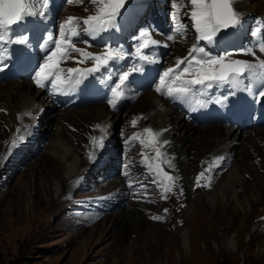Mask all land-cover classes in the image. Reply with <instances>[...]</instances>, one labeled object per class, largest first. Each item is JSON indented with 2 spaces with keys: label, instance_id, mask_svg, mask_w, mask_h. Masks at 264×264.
Returning <instances> with one entry per match:
<instances>
[{
  "label": "rangeland",
  "instance_id": "rangeland-1",
  "mask_svg": "<svg viewBox=\"0 0 264 264\" xmlns=\"http://www.w3.org/2000/svg\"><path fill=\"white\" fill-rule=\"evenodd\" d=\"M129 2L146 8L145 0H126ZM171 3L187 5L188 0H166V9ZM234 6L241 16L264 15V0H236ZM183 8L185 12L190 11L189 7ZM91 14H95V5L90 0H72L56 14V20L62 24L68 16L85 18ZM181 47L179 43L174 44L169 65L173 62L175 50H179L176 57L183 54L185 48ZM71 56L77 58L75 54ZM70 60L74 66L76 63ZM19 82L35 94L34 105L42 108L39 119L33 117V109L18 111L15 101L9 106L1 100L9 86H13L12 93L16 92ZM143 93L119 113H115L119 106L113 111L103 103L61 110L49 106L41 93L25 81L0 82V264H264V126L256 129L257 136L249 129L240 131L242 137L238 134L226 140L229 144L219 147L220 159L219 156L213 159L217 154L209 152L204 139L199 136L201 127H193L179 118L175 122L194 128L190 131L192 135L197 129L199 133L196 135L200 139L189 138L179 143V147L183 144L187 147L188 155L173 153L169 143L163 144L164 140L160 141L155 135L158 132L163 138L161 128L156 131L148 123L154 112L145 110L146 93L152 92ZM158 101L164 105L159 98ZM98 109L109 115L107 124L92 121L93 113ZM69 111L73 113L71 117ZM84 117L88 118L85 120ZM29 123H34L38 137L34 138L35 135L25 129ZM107 125L115 140L113 148H118L116 161L128 157L131 164H124L132 170L120 168L119 176L128 175L125 180L104 183L108 178L101 179L94 167L88 171V162L92 161L88 150L93 154L100 150L97 141L105 136ZM169 127L174 135H179L174 124ZM144 129L151 131L145 132ZM134 131L143 137L140 136L137 142L136 135L132 140L135 144L126 148L123 142ZM77 132L78 136L80 134L78 139L74 136ZM249 136L256 139L243 143L242 139L247 140ZM21 140L25 141L19 145L30 143L33 152L24 153V160L23 152L9 160L13 143ZM57 140L68 145L73 156L81 157V165L74 176L64 183L61 181L64 162L52 160L50 152L53 141ZM230 146L235 152L226 155ZM157 148L162 154L159 157L156 156ZM164 148L170 149L172 155ZM245 151L249 155H243ZM31 154L35 155L27 160ZM106 156L111 158L109 153ZM165 160L171 163H164ZM107 164L108 168L101 173L110 176L115 163L111 159ZM149 164H159L163 172L175 180L169 182L162 175L157 177L155 168L149 171ZM203 164H206L204 171L207 174L197 182ZM209 167L213 168L210 172ZM55 169L57 176L54 175ZM230 170H235L237 180L228 183ZM259 177L261 181L257 180ZM133 182H138V186L123 194L122 202L115 204L105 198L107 207L96 214L90 213V207H95L91 202L96 199L91 198L95 193L91 189L102 187L95 193L97 198L113 189L109 193L117 200L123 185L129 187ZM94 183L99 186H93ZM164 183L170 185L171 191H164ZM85 184H89V188H79ZM225 185L231 188L227 189L228 192ZM218 205L219 209L216 208ZM214 212L218 214L216 218H213ZM154 216L161 219H153ZM183 233L188 235L186 246L181 244ZM227 239L232 245L227 244Z\"/></svg>",
  "mask_w": 264,
  "mask_h": 264
},
{
  "label": "snow or ice",
  "instance_id": "snow-or-ice-1",
  "mask_svg": "<svg viewBox=\"0 0 264 264\" xmlns=\"http://www.w3.org/2000/svg\"><path fill=\"white\" fill-rule=\"evenodd\" d=\"M72 3V0H66ZM82 2V0H81ZM95 5V14L88 15L85 18L68 16L67 19L59 25L58 38L52 33L47 36V43L52 47L45 46L43 62L38 63L33 70L34 75L31 79L35 85L42 89H49L53 94L65 93L74 90L75 87L84 83L89 76H95L101 70L108 72L111 65L121 59L122 49L107 48L103 53L94 54L83 48L76 47V43L81 42L82 36H88L92 39L100 36L102 33L108 32L116 27V19L121 13L126 0H90ZM236 0H188L187 5H172V8L189 7L190 11L185 15L187 21L180 22L178 26L169 29V35L166 39L173 41L175 36L171 33L183 34L190 26L196 36L195 42L188 51V55L182 58H176L175 66L169 67L161 72H157L156 76L159 83L156 84L155 90L166 95L171 99H183L194 92L199 87L201 89H213L214 87L228 85L230 88H237L242 83L243 78L249 74H255L257 69L264 75V60L257 59L256 63L248 60L231 59L232 53L213 55L207 46L217 43L231 29H235L241 25L242 16L234 8ZM48 7V0H0V48L6 43H17L26 45V38L12 40L5 39L6 35L12 30L13 26H17L24 22L27 17H35L44 15L37 11V5ZM87 11V9H85ZM172 19L175 21L176 16ZM260 33H264V27L258 29ZM146 33H142L145 35ZM87 43V41H84ZM150 46L168 47L167 43L161 44L155 39L137 40V59L145 64H159V59H153L143 54V50ZM264 54V34L260 40H256L251 47L241 50V54L256 56L257 49ZM71 53H78L80 58L71 56ZM3 58L0 57V60ZM72 59L77 66L64 68L61 65L67 60ZM87 61L93 62L92 67L81 68L79 65ZM6 66V65H5ZM143 65H134L128 71H123L116 76L119 84L110 88L112 97L107 103L115 107L118 100L122 98V89L127 84L129 76L132 72H143ZM111 75V73H109ZM191 77V78H189ZM115 83V80L112 81ZM246 90L252 92L247 85ZM264 89V84L261 85ZM253 95L264 100V91L256 90ZM201 107L202 101H197ZM135 120L133 121V124ZM97 128L100 126L97 125ZM150 132V129H144ZM159 136V133H155ZM96 141V138H92ZM143 143V141H141ZM164 143H168L164 141ZM100 150L104 147V139L101 137L97 141ZM162 154L159 149L156 150V156ZM97 156L89 155V159L95 160ZM164 163H171L165 160ZM155 168L157 177L161 176L165 181H174L175 177L169 175L160 168L159 164L153 166L148 165L149 171ZM205 173L202 171L197 177V182ZM155 183V179H153ZM133 185H129L132 187ZM147 187V185H143ZM207 186V185H204ZM165 192L171 191L168 183L163 184ZM167 211V210H165ZM153 219H161L154 216Z\"/></svg>",
  "mask_w": 264,
  "mask_h": 264
},
{
  "label": "bare ground",
  "instance_id": "bare-ground-1",
  "mask_svg": "<svg viewBox=\"0 0 264 264\" xmlns=\"http://www.w3.org/2000/svg\"><path fill=\"white\" fill-rule=\"evenodd\" d=\"M182 55V54H181ZM170 59V58H169ZM169 59H167L164 63V67H167V66H171L173 64V62L171 63V65H169ZM18 84V87L16 88V92H13L14 94H17V97L15 96V98L13 97L14 94L12 93V89L13 86H9V88H7V90L5 91L4 93V96H2L1 100H3L5 103H7L9 106H10V103L11 101H15L17 104H16V110L18 111H26L28 112L30 109H33L34 110V116L33 117H38L42 111V108L38 107L37 105H34L36 102H34L35 100V94L31 93L27 86L24 85L23 82H19L17 83ZM5 86V85H4ZM38 90V89H37ZM146 92V91H145ZM28 93V94H27ZM142 94V93H141ZM142 95H145V93H143ZM141 95V97H143ZM147 95V100H146V111L150 110V112H154V115L149 118L150 119V125L151 127H153L156 131H157V128H161V132H162V135H163V138L162 136L159 134V137H160V141L163 139L164 141H167L170 145V149L173 151V153H179V154H185L187 153V155L189 154V152H187V147H183V145L181 147H179V143L181 142H184L185 140H189V138H193V139H200L199 136H201L202 139H204V142L206 143V147H208V151L210 152H213V154H217V155H214L213 159H215L217 156L220 155V152L221 150H219V147L221 146H226L229 144V142H226V140H229L231 139V137H237L238 134L240 137L241 136V132H238L234 129H229V128H226V129H222L221 127L217 126V125H206V126H200V133L201 135L197 136L196 134L199 133V131H196L195 130V134L192 135L190 134V131L194 130V128H191L189 127V125H186V124H182V123H176L175 121L178 120L180 118V115H175V112L173 110H171V108L166 105L164 103V101L162 99L161 102L162 104L164 105H161V103L158 101V96L157 95H154L153 93L150 94V93H146ZM151 95V96H150ZM14 98V99H13ZM136 102V101H135ZM6 104V105H7ZM98 105V104H97ZM168 106V107H167ZM89 107V106H87ZM7 109V108H6ZM15 109V108H14ZM70 112V111H69ZM91 112V111H89ZM145 112V111H144ZM149 113V111H148ZM94 118H93V122L94 120L96 122H101L103 124H107V119L109 118L105 113H104V110H96L94 111ZM44 115V114H42ZM65 115V114H64ZM69 115V114H68ZM73 115V113L70 112V115L69 117H71ZM145 115V114H144ZM147 115V113H146ZM31 116V115H30ZM86 116V115H85ZM93 116V115H92ZM151 116V114H150ZM167 116H169L167 118ZM179 116V117H178ZM42 117V116H41ZM40 117V118H41ZM68 117V118H69ZM91 118V116H89ZM82 118V117H81ZM80 118V119H81ZM86 118L88 117H84V119L86 120ZM182 118V117H181ZM39 119V118H37ZM74 119V118H73ZM183 119V118H182ZM33 120H36V119H33ZM88 120V119H87ZM90 120V119H89ZM81 122V121H80ZM28 122L25 123V125L27 124ZM75 123V122H74ZM86 123V122H85ZM34 123H29V127H32ZM98 124V123H97ZM174 124L175 125V128H176V131L178 130L179 131V135H174L173 134V129L171 128L169 130V125H172ZM182 124V127L180 128L179 126ZM99 125V124H98ZM102 125V124H101ZM100 126V125H99ZM24 128V127H23ZM83 128V127H82ZM106 128V127H105ZM25 129L27 130H30L28 127H25ZM35 129V126L32 127V130H30V133L33 135H35L34 138L38 137V134L37 132L34 131ZM103 129V132H104V128ZM109 129V126L107 125V129L105 131V136H102L104 137V147L102 150H99V151H96L94 154L92 152H90L88 149V153L89 154H92L93 156H97L98 158H96L95 160H92V161H89L88 164H90L88 166V171L91 170L90 167H94L93 170H96L98 171L99 173H101L104 169H107V162L103 163V160L104 159H108L106 158V154L109 153V155L111 154H114V152H117L118 148L117 146H114L113 148V145H114V138H113V135H111L108 131ZM256 129H259V128H252L251 130H254L253 132H257ZM80 130V129H78ZM94 130V129H93ZM21 131H23V129H21ZM20 131V132H21ZM172 131V132H171ZM158 133V132H157ZM83 135V134H82ZM137 135L138 137V141L139 142V137L143 135L141 134H137L136 131L132 132V135L130 136V138L127 139V141L130 143V146L129 147H132L135 143H132V140L134 139V137ZM192 135V136H191ZM24 135H22L21 137H23ZM58 136V135H57ZM74 136H78V132L76 134H74ZM80 136V134H79ZM79 136L77 137V139L79 138ZM257 136V134H256ZM242 137V136H241ZM264 137V132H263V136ZM27 138H28V135H27ZM248 138V139H247ZM245 139H242V142L243 141H246L247 143H249V139H253L252 136H249ZM173 139H174V142H173ZM254 139H256L254 137ZM253 139V141H254ZM19 140V139H18ZM144 140V139H143ZM25 140H21V141H17L18 143L16 144L13 143V147L11 148V151H10V154H9V160L10 159H14V158H17L18 156H20L21 152H23V156H22V159L24 160L25 158V154L24 153H28L30 154V152L32 153L33 150L31 148H29L30 146V143H27V144H23L22 146H20L19 144H22ZM32 141V139H31ZM86 141V140H85ZM233 143V142H232ZM244 143V142H243ZM251 143V142H250ZM34 144V142L32 143ZM125 143H123L124 145ZM162 144V143H161ZM164 144V142H163ZM178 144V145H177ZM190 144V143H189ZM22 147L23 150H21V148L19 147ZM119 145V144H118ZM18 146V147H17ZM168 146V144H167ZM257 146V145H256ZM51 158L52 160H59L60 162H64V169H63V177H62V180L63 183L64 181H68L72 176H74L75 172H76V169L79 168V166L81 165V160L80 158L81 157H78V156H73L74 154L72 153L73 151H71L70 147L64 143H62L61 141L57 140V141H53L52 143V146H51ZM128 147V148H129ZM160 148V147H159ZM204 148V147H203ZM155 149V148H154ZM166 152L170 155L171 153L169 152L170 149H166ZM227 149V148H226ZM259 149V148H258ZM9 150V149H8ZM96 150V149H95ZM231 151L235 152L234 149H233V146H230L228 148V151H225L226 155H233L232 153H230ZM199 152V151H198ZM207 152V151H206ZM201 153V152H200ZM219 154V155H218ZM223 154V153H222ZM35 154H31L29 155V158L27 160H30L31 156H34ZM172 155V154H171ZM243 155H249L247 154V152L245 151V153H243ZM242 155V156H243ZM177 156V155H176ZM221 156L218 157V159H220ZM70 159V161H68ZM225 158H223L224 160ZM116 160H117V157H116ZM264 162V158L262 160ZM18 162L21 163V161L19 160ZM19 163V164H20ZM205 163H208V161H206ZM204 166H206V164H203L201 166V169L199 170L198 172V176L199 174L203 171L205 174H207L205 171H204ZM218 166H216L215 168H217ZM260 167H263V166H260ZM236 168V167H235ZM264 168V167H263ZM213 169L212 167H209V172L210 170ZM233 169V168H232ZM237 169V168H236ZM260 169V168H259ZM230 173L231 174H227L228 175V178H227V182L230 183L231 181H235L237 180L236 179V176H234V173H235V170L231 172L230 170ZM118 174H120V168L115 171L114 173H112L110 175V177L103 181L104 183L109 181L112 182V181H115V182H118V180L122 181V180H125L126 177V174L125 175H121L119 176ZM135 174V173H134ZM54 175H58V171L55 169L54 170ZM105 177H107V175H104L102 176V178L104 179ZM83 178H85V176H83ZM115 179H118V180H115ZM261 178L259 177V179H257L258 181H261L260 180ZM60 181V184L62 186V183ZM93 186H99L98 183H94L92 184ZM229 185V184H228ZM89 184H85L84 187H79V188H89L88 187ZM111 187H113V185H111ZM229 188H227V186L225 185L224 189L225 190H229L231 189L230 186H228ZM102 189V187L99 186V188L97 189H91L93 192H96L97 193ZM115 189V188H114ZM129 187H127V185H123V187L120 189V193H118V196H120V198H118L117 200H115L112 195L109 193V191L113 190V189H110L107 193H105L103 195V197L105 198H110L115 204L116 203H119V202H122L123 201V194H128L129 193ZM116 190V189H115ZM223 191L226 192V191ZM227 190V192H228ZM71 198V197H70ZM209 200V199H208ZM198 202V201H197ZM196 203V202H195ZM217 204H220V202L217 200ZM201 208V207H200ZM216 208H220V205L216 206ZM203 208H201L202 210ZM197 210V209H196ZM200 210V209H199ZM218 212V211H216ZM216 212L213 213V218H216V216L218 215ZM206 214V213H205ZM204 216H208V215H205ZM181 244L182 246H186V239L188 238V235H185V233L181 234ZM227 244H231V240L227 239ZM190 244V243H189ZM232 245V244H231Z\"/></svg>",
  "mask_w": 264,
  "mask_h": 264
}]
</instances>
